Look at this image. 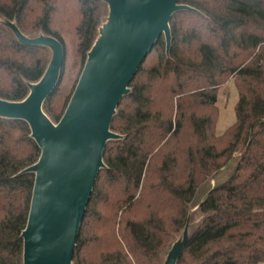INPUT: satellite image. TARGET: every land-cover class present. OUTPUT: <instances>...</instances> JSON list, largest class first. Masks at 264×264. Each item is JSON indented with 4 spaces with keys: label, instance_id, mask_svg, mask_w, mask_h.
<instances>
[{
    "label": "trees",
    "instance_id": "obj_1",
    "mask_svg": "<svg viewBox=\"0 0 264 264\" xmlns=\"http://www.w3.org/2000/svg\"><path fill=\"white\" fill-rule=\"evenodd\" d=\"M178 1L199 12L172 14L169 54L160 35L120 99L110 128L124 137L106 143L72 264H161L197 187L215 172L224 177L200 204L177 264L264 261V0ZM105 9L102 0H0V13L25 33L56 37L64 57L71 30L81 65ZM48 52L0 24V97L22 98ZM60 78L43 103L54 121L75 86L64 92ZM228 78L235 120L216 134L217 89ZM29 133L24 120L0 117V264H22L34 174L20 170L40 152Z\"/></svg>",
    "mask_w": 264,
    "mask_h": 264
},
{
    "label": "water",
    "instance_id": "obj_2",
    "mask_svg": "<svg viewBox=\"0 0 264 264\" xmlns=\"http://www.w3.org/2000/svg\"><path fill=\"white\" fill-rule=\"evenodd\" d=\"M102 1L105 14L57 121L45 112L43 103L61 75V42L42 30L25 33L14 18L0 13V24L18 42L44 46L49 51L42 74L26 81L27 93L22 98L0 97V117L24 120L40 149L38 158L20 170L34 174L28 214L20 232L22 264H72L94 182L99 170L107 166L103 159L106 143L124 137L110 128L120 99L130 92L131 78L160 35L169 54L172 14L180 10L199 12L178 0ZM203 183H207L205 191L197 197V187L183 227L161 254V264H177L200 219L199 206L217 183V172Z\"/></svg>",
    "mask_w": 264,
    "mask_h": 264
},
{
    "label": "rangeland",
    "instance_id": "obj_3",
    "mask_svg": "<svg viewBox=\"0 0 264 264\" xmlns=\"http://www.w3.org/2000/svg\"><path fill=\"white\" fill-rule=\"evenodd\" d=\"M63 39L65 42V57L64 64L61 72V78L59 87L64 92H67L69 88L75 85L82 65L79 58L75 54V38L71 30L63 33ZM49 53V52H48ZM237 100V89L232 78L226 79L222 82L216 94V108H217V120L214 131L216 134L222 133L234 120V105ZM222 173L217 181H220L224 176ZM209 180V177L207 178ZM203 184V185H202ZM207 183H200L198 186L197 197L201 196L205 191ZM196 197V198H197ZM197 217V214H196ZM257 264H264V261Z\"/></svg>",
    "mask_w": 264,
    "mask_h": 264
}]
</instances>
